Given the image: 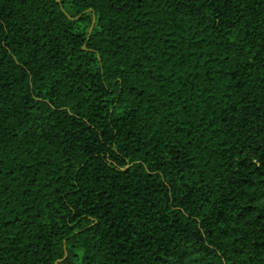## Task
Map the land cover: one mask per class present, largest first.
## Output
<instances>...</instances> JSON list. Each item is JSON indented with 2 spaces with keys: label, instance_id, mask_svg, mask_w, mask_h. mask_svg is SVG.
Wrapping results in <instances>:
<instances>
[{
  "label": "trees",
  "instance_id": "obj_1",
  "mask_svg": "<svg viewBox=\"0 0 264 264\" xmlns=\"http://www.w3.org/2000/svg\"><path fill=\"white\" fill-rule=\"evenodd\" d=\"M0 264H264V0H0Z\"/></svg>",
  "mask_w": 264,
  "mask_h": 264
}]
</instances>
